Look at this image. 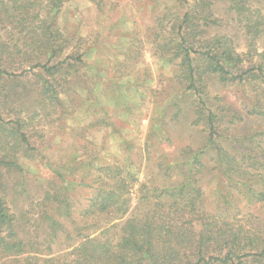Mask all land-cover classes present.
Segmentation results:
<instances>
[{"label": "trees", "instance_id": "obj_1", "mask_svg": "<svg viewBox=\"0 0 264 264\" xmlns=\"http://www.w3.org/2000/svg\"><path fill=\"white\" fill-rule=\"evenodd\" d=\"M72 1L0 0V264H264V0H184L182 12L168 8L148 31L153 57L173 69L181 90L172 105L182 112L179 101L193 99L195 124L206 132L202 146L186 147L167 168L181 180L150 185L129 164L90 162L92 195L65 254L48 255L22 237L28 222L8 206L6 175L23 172L21 152L35 149L30 122L42 111L73 112L75 87L86 91L92 78L88 57L96 46L59 23ZM223 21L236 26L234 36L222 31ZM216 85L241 89L242 107L213 93ZM249 123L252 133L235 135ZM207 174L223 184L213 208L206 204ZM71 203L49 183L29 213L39 207L41 224L51 210L76 223Z\"/></svg>", "mask_w": 264, "mask_h": 264}, {"label": "rangeland", "instance_id": "obj_2", "mask_svg": "<svg viewBox=\"0 0 264 264\" xmlns=\"http://www.w3.org/2000/svg\"><path fill=\"white\" fill-rule=\"evenodd\" d=\"M102 1L98 6L92 0H73L61 13L62 28L85 38L88 48L96 46L89 51L87 73L92 76L89 88L83 91L80 84L74 86L77 94L76 107L71 106L73 112L64 115L58 110L47 116L42 111L41 116L30 122L35 149L21 152L23 172L13 171L4 181L11 212L18 217L23 214L28 222L22 237L28 241L32 238L39 244L38 249L48 255L65 254L68 235L75 237V226L83 225L81 214L92 195L87 164L94 162L96 167L129 164L134 173L140 171L141 181L162 186L181 180L180 172L168 175L167 168L182 160L180 154L186 147L202 146L206 136L203 126L195 124L190 104L193 99L184 97L179 101L182 112L172 105L171 98L181 90L174 81L173 69L161 66L153 57L148 36L156 19L168 8L182 12L184 0ZM222 10L220 5L217 9L220 18L224 15ZM222 28L230 36L237 33L232 22L223 21ZM260 45L263 51L264 40ZM245 46L238 33L239 51H246ZM98 73L99 77L94 76ZM21 84L30 86L26 79ZM212 91L227 96L237 108L245 101L243 91L236 87L216 85ZM27 114L23 118L30 121ZM3 115L6 119L14 118V114L3 112ZM255 127L252 123L242 124L234 133L246 135ZM92 172L95 175L96 168ZM204 182L206 204L213 208L223 191L222 180L216 174H207ZM49 183L71 198V214L76 223L62 216L67 214L51 210L41 224L39 207L29 213L31 204L42 201Z\"/></svg>", "mask_w": 264, "mask_h": 264}, {"label": "crops", "instance_id": "obj_3", "mask_svg": "<svg viewBox=\"0 0 264 264\" xmlns=\"http://www.w3.org/2000/svg\"><path fill=\"white\" fill-rule=\"evenodd\" d=\"M70 24V23H69Z\"/></svg>", "mask_w": 264, "mask_h": 264}]
</instances>
